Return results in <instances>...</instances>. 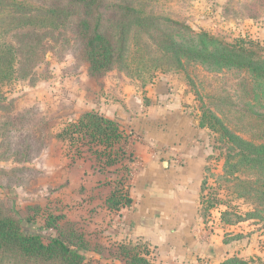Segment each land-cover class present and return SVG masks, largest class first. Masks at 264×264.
<instances>
[{
    "label": "rangeland",
    "instance_id": "374dc122",
    "mask_svg": "<svg viewBox=\"0 0 264 264\" xmlns=\"http://www.w3.org/2000/svg\"><path fill=\"white\" fill-rule=\"evenodd\" d=\"M104 1L106 6L102 9L100 3L93 5L92 14L126 15L131 6L140 13L173 18L182 25H162L161 29L183 47L200 48V35L207 33L228 42L239 38L252 40L256 43L254 50L264 56V0ZM83 11L80 1L0 0L2 215L17 221L27 219L34 228H44L42 233L46 236H59L75 247L79 246L78 240L72 234H77L84 249L88 244L83 250L86 264H123L117 257L123 244L140 248L147 244L151 258L158 262L152 245L140 236L124 234L119 212L101 207L100 201L110 192L107 170H100L89 154L81 158L71 156L73 152L55 138L56 134L84 112L97 111L120 118L119 110L134 106L133 112L138 115L141 112L154 119L161 116L169 123L176 119L182 128V116L200 122L207 109L232 131L255 142L256 116L264 115V78L255 76L248 68L205 63L200 56L184 55L180 66L170 67L162 59L163 52L157 43L164 44V35L157 30L151 31L156 36L153 41L146 34L140 35V45L134 43L137 31H133L125 56L118 58L111 70L94 74L83 41L74 31L75 21ZM102 20L99 17L93 24L106 28ZM146 45L147 54L142 48ZM171 97L175 100L167 104L172 108L169 116L163 106ZM140 105L143 106L138 109ZM128 115L121 124L135 140L141 134L130 129L132 120ZM138 115L136 120L140 121ZM143 122L138 126L142 127ZM203 132L199 131L198 138H205L203 149L210 156L207 175L216 199L223 204L210 213L207 228L220 236L221 255L261 264L264 201L254 203L248 197L247 187L224 182L229 149L218 134L207 136ZM30 155L31 159H26ZM95 181L104 183L95 185ZM93 186L96 187L91 199H95L86 202L84 196L91 192H81V188L90 191ZM60 196L63 203L57 210L55 200ZM67 213L77 222L66 217L53 220ZM222 217L227 223L219 222ZM198 262L209 264L210 260L195 257L183 264Z\"/></svg>",
    "mask_w": 264,
    "mask_h": 264
},
{
    "label": "trees",
    "instance_id": "16d2710c",
    "mask_svg": "<svg viewBox=\"0 0 264 264\" xmlns=\"http://www.w3.org/2000/svg\"><path fill=\"white\" fill-rule=\"evenodd\" d=\"M61 1L66 2V0ZM67 1L83 2L84 11L76 19L74 31L77 37L83 41L90 71L94 74L111 70L116 60L125 56L126 49L129 51L133 31H137L133 38L134 43L140 45L142 41L140 35L146 34L149 40L153 41L156 36L151 31L157 30L164 35V44L157 43L163 52L162 59L170 67L182 64L184 55H188L189 58L200 56L205 63L248 68L255 76L264 78V56L254 50L253 45L256 43L252 40L239 38L228 42L202 33L200 48L195 45L190 48L183 47L173 38L165 35L161 29L162 25L164 28L172 24L182 25L173 18L140 13L131 6L127 7L128 14L126 13V15L110 13L105 14L106 17H104L101 12L92 14L94 4L100 3L101 9L106 6L104 0ZM99 17H103L102 21L106 22V28H101L100 24H93V21L96 22ZM142 48L147 54L148 45ZM148 56L151 57L150 53ZM256 121L254 128L257 132L255 134L256 141L253 142V138H251L253 141L247 140L232 131L220 117L210 110L205 109L200 120V126L208 128L213 136L214 133L218 134L221 137L220 141H223L229 149L224 164V173L227 175L224 182L240 183L247 187L250 191L248 197L254 203L256 200L264 201V115L258 114ZM251 137L254 135L251 134ZM55 138L68 145L69 152H73L71 156L74 158H81L85 154H89L91 158L96 159L100 170H107L106 174L111 179L110 192L105 199L107 209L119 211L131 206L133 201L129 191L132 174L130 163L134 157L133 154L126 151L124 145L129 142L130 134L117 120L97 111H87L80 114L76 120L67 122ZM16 143L20 144L21 142L17 141ZM29 151L31 152V149ZM27 157L26 159L29 160L32 156ZM72 161L76 160L72 158ZM114 174L115 178H113ZM207 190L210 191V194H207ZM213 191L214 187L206 175L201 193V215L206 222L210 218V213L223 205L216 199ZM226 207L229 208L230 205H226ZM252 215L254 216V212ZM63 217L66 215H58L53 220ZM220 221L222 224L227 223L223 217ZM33 226L34 224L27 219L17 221L3 216L0 208V257L2 258L0 264H86L83 250L88 244L84 249L83 242L77 234H72V236H77L78 240L79 246L75 247L67 244L59 236H46L42 233L44 228L42 230ZM146 246L140 248L138 245L123 244L119 247L117 257L122 260L123 264H163L151 258V251ZM220 264L255 263L238 256H231Z\"/></svg>",
    "mask_w": 264,
    "mask_h": 264
},
{
    "label": "crops",
    "instance_id": "0c3cea01",
    "mask_svg": "<svg viewBox=\"0 0 264 264\" xmlns=\"http://www.w3.org/2000/svg\"><path fill=\"white\" fill-rule=\"evenodd\" d=\"M174 100L175 98L171 97L163 106L167 115L172 111L167 104ZM142 106L140 105L138 109ZM134 108L128 106V110H119L117 117L120 118L104 113L120 124L130 114L128 115L132 120L129 122L130 129L141 134L135 140H131L130 136L126 146V151L134 157L130 163L132 174L129 181L133 202L130 207L116 211L122 215L121 225L124 234L143 238L153 246L156 259L163 264H183L195 257L206 258L210 260L209 264L214 261L220 264L231 256L221 255L220 236L207 228V223L201 215L202 186L208 173L210 156L207 149H203L205 138L202 136L198 138V134L199 131H204L203 133L208 136L210 130L201 127L198 120H191L188 117L182 116L184 122L182 128L176 119L169 123L161 116L154 119L141 115V112L138 115L133 112ZM137 115L140 121L136 120ZM142 120L144 122L140 127L138 125ZM182 129L184 131L181 135ZM102 183L104 182L95 181V185ZM95 187L93 186L90 191L81 188V192H91L89 196H84L86 202L94 201L95 198L91 199V194L94 193ZM108 194L100 201L101 207L114 212L106 209L105 196ZM62 203L61 196L56 198L57 210ZM65 215L66 218H70L69 213ZM70 220L76 221L71 218Z\"/></svg>",
    "mask_w": 264,
    "mask_h": 264
}]
</instances>
